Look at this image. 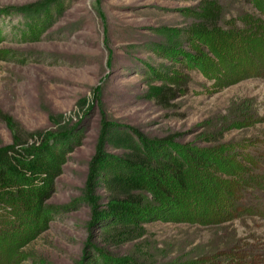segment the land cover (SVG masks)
<instances>
[{"label":"rangeland","instance_id":"rangeland-1","mask_svg":"<svg viewBox=\"0 0 264 264\" xmlns=\"http://www.w3.org/2000/svg\"><path fill=\"white\" fill-rule=\"evenodd\" d=\"M247 21L260 31L264 0H0V183L28 220L14 236L32 239L33 263L21 264L168 260L213 238L117 223L145 195L127 186L135 172L170 164L148 150L264 143V77L237 81L210 52ZM234 227L264 249V220Z\"/></svg>","mask_w":264,"mask_h":264},{"label":"trees","instance_id":"trees-1","mask_svg":"<svg viewBox=\"0 0 264 264\" xmlns=\"http://www.w3.org/2000/svg\"><path fill=\"white\" fill-rule=\"evenodd\" d=\"M244 26L246 27L242 31L236 30L233 34L237 36V43L228 42L230 36H221L210 43V52L216 58L222 59L224 70L229 76L235 73L237 81L264 77V26H261L260 31L248 21ZM245 110H249L247 105ZM224 125L223 129L237 130L249 126H240L236 122H227ZM258 145L264 146V143L239 142L236 147L243 148V151H235V146L228 144L219 145L211 151L194 150L195 154L188 158L180 154L174 156L175 152L170 148L161 152L148 150L146 155L152 161L170 164L152 173L146 170H142V173L135 172L137 176L127 186L131 190L139 187L145 195L137 197V202L128 206L130 212L123 214L117 225H130L134 222L187 225L207 229L213 233V238L203 247L195 248L174 259L167 260L148 253L133 252L127 263L264 264V249L260 247L263 239L256 234H253L254 238L243 239L238 236L234 227L235 221L243 219L264 220V150ZM162 146L160 144L159 148ZM1 182L0 264L4 261H13L12 264L32 262L31 256L22 250L32 239L15 240L14 236L28 220L17 203H9L7 196L4 198L3 189L6 186L3 180ZM114 223V220L108 222L107 227L115 225ZM88 259L84 264H99L98 260ZM43 261L39 260L37 264H45ZM100 262L126 264L112 258Z\"/></svg>","mask_w":264,"mask_h":264}]
</instances>
